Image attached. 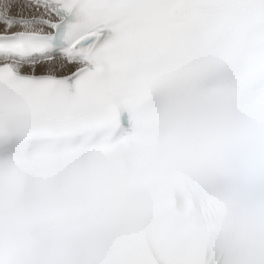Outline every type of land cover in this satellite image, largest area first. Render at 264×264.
Masks as SVG:
<instances>
[{"label": "snow or ice", "instance_id": "obj_1", "mask_svg": "<svg viewBox=\"0 0 264 264\" xmlns=\"http://www.w3.org/2000/svg\"><path fill=\"white\" fill-rule=\"evenodd\" d=\"M0 264H264V0H0Z\"/></svg>", "mask_w": 264, "mask_h": 264}]
</instances>
